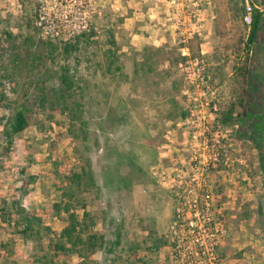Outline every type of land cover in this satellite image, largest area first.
<instances>
[{"label":"rangeland","instance_id":"374dc122","mask_svg":"<svg viewBox=\"0 0 264 264\" xmlns=\"http://www.w3.org/2000/svg\"><path fill=\"white\" fill-rule=\"evenodd\" d=\"M251 2L262 21L248 48L252 25L240 11L243 0H0V93L7 97L0 100V200L20 201L51 230L43 239H26L17 216L5 222L0 205V264H41L45 246L60 240L68 225V215L56 212L68 201L57 186L73 175L81 176L77 197L96 231L115 249L88 264H172L169 247L150 251L156 240L172 239V180L190 173L195 157L212 153L214 144L191 139L186 129L200 93L179 65L196 39L213 83L208 101L218 109L213 131L219 126L225 137L220 153L245 160L232 182L222 166L210 174L223 187L224 263L264 264V116L258 118L264 113V6ZM41 17L50 21L45 30ZM45 31L63 38L45 40ZM183 33L191 37L187 43ZM83 34L78 49L66 54V41L75 44ZM243 66L249 72L244 120L225 126ZM63 67L74 81L64 112L58 107ZM24 107L30 126L10 140L8 120ZM81 261L61 252L54 257V264Z\"/></svg>","mask_w":264,"mask_h":264},{"label":"built area","instance_id":"2783aa9c","mask_svg":"<svg viewBox=\"0 0 264 264\" xmlns=\"http://www.w3.org/2000/svg\"><path fill=\"white\" fill-rule=\"evenodd\" d=\"M188 1V0H187ZM246 9L245 22L251 26L255 5L251 0H243ZM40 27L46 29L50 23L45 17H41ZM53 23V22H52ZM85 28V26H83ZM40 28V29H41ZM52 28V26H50ZM190 29L185 28V32ZM201 35L199 31H193V35ZM43 39L54 41L62 39L63 33L56 31L52 34L43 32ZM182 42L187 43L191 37L183 33ZM68 41V40H67ZM66 41V42H67ZM183 52L186 61L180 63V68L185 71L188 78L194 76L193 85L199 91L200 103L193 106L186 119V129L189 130L190 138L208 143L212 140V153H204L195 157L191 172L180 180H172V190L175 201V212L172 222L171 261L172 264H225L221 247L228 239L229 229L225 220L220 215L223 205L222 185L217 187L210 181L213 170L221 169L226 175L234 180L233 176L238 173L244 158L235 159L226 153H220L224 134L221 127L213 131L218 122V109L208 101L212 91L211 76L207 71L206 61L203 56L193 59L188 49ZM196 100V99H195ZM202 101V102H201ZM186 124V123H185ZM209 146V145H208ZM208 148V147H207Z\"/></svg>","mask_w":264,"mask_h":264},{"label":"trees","instance_id":"16d2710c","mask_svg":"<svg viewBox=\"0 0 264 264\" xmlns=\"http://www.w3.org/2000/svg\"><path fill=\"white\" fill-rule=\"evenodd\" d=\"M262 4L264 6V0H262ZM240 11L245 13V7L242 6ZM261 15L258 11L254 13L253 23L251 27V31L249 34L248 40V48H250L257 39L258 33L261 28ZM6 36L9 39H13V35L11 32H7ZM86 37V34L81 35L76 40V43L73 44L71 41L66 42L64 44L63 51L66 54H71L73 51L78 49V45L80 44V39ZM109 43L111 45H116V41H114V35L111 34ZM197 40V41H196ZM192 42L190 46L191 57L193 59L201 57V42L200 39H196ZM51 47H53L52 43H47ZM1 45V43H0ZM56 50V49H55ZM2 51H0V55ZM187 58L182 57L181 60L186 61ZM63 72L61 75V82L64 86L62 89V93L59 97V109L65 111L64 106H61L62 103L68 100V95L70 91L74 88V81L70 76V71L63 67ZM248 77L249 72L247 66H243L238 69L236 72L235 80L241 86V91L238 92L237 97L234 101H231L228 104V107L225 111L224 120L221 121L223 125L228 126L227 124H233L234 120H244V112L247 107V98H248ZM237 93V92H236ZM0 100L5 101L7 97L0 93ZM46 99L43 98L42 107H45ZM28 109L26 107L22 109L15 110L11 117L8 120V125L5 130V134L8 139L12 140L16 135H19L26 131L30 126V119L28 117ZM243 116V117H242ZM252 118V115H248ZM264 113L260 115L258 118H263ZM247 116L245 115V118ZM260 127H256L257 131H259ZM264 131V129H263ZM263 137V135L261 136ZM67 184L63 187H58L57 190L60 191L68 201L61 208V206L56 205V212L60 215L61 213H65L68 215V225L64 227L61 235L59 236L60 240L54 241L50 240L49 243L45 246L48 251L41 259H39V263L41 264H54V257L57 256L60 252L64 255L74 254L82 261L77 264H88V261L95 256L97 253H103L108 250L109 253H115L114 248L108 249V241L105 235L98 233L96 231V221L91 217V214L87 211L86 205H84L77 197V193L79 189L82 188V181L80 175H73L67 178ZM78 187V188H76ZM86 191V188H84ZM1 207V216H3L5 222H12L14 216H17L16 224L23 226V229L20 233L26 238L30 239L32 237H37V239H43V237H47L48 233L51 232L50 229L44 227V220L41 216L36 213L27 212L23 207H21L20 201H8L6 199L0 200ZM15 209L17 212H12ZM82 211L83 216L79 218L77 216V212ZM8 217V218H7ZM46 234V235H43ZM122 234L121 231L117 233V241L115 246H118L121 243ZM173 243L171 239L167 236L158 239L154 242V248L152 250H159L162 247H172ZM52 254V255H51Z\"/></svg>","mask_w":264,"mask_h":264},{"label":"crops","instance_id":"0c3cea01","mask_svg":"<svg viewBox=\"0 0 264 264\" xmlns=\"http://www.w3.org/2000/svg\"><path fill=\"white\" fill-rule=\"evenodd\" d=\"M262 12V11H261Z\"/></svg>","mask_w":264,"mask_h":264}]
</instances>
